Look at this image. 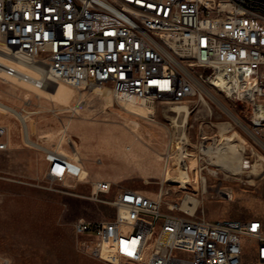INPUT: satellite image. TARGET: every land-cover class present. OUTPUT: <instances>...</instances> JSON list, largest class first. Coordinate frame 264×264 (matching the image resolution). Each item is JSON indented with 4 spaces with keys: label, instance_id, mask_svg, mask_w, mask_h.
<instances>
[{
    "label": "built area",
    "instance_id": "1",
    "mask_svg": "<svg viewBox=\"0 0 264 264\" xmlns=\"http://www.w3.org/2000/svg\"><path fill=\"white\" fill-rule=\"evenodd\" d=\"M16 79L36 89L101 84L146 103L197 98L211 116L216 90L240 103L264 138V0H0V82ZM33 104L26 96L24 105ZM10 137L0 119V151L11 148ZM199 138L201 152L217 144L205 131ZM46 160L52 180L84 172L79 159L54 149ZM112 184L95 181L94 193ZM166 193L124 187L112 201L113 218L74 222L81 249L94 258L109 253L119 264H264L262 218L175 214L164 209ZM247 238L255 243L250 259Z\"/></svg>",
    "mask_w": 264,
    "mask_h": 264
},
{
    "label": "rangeland",
    "instance_id": "2",
    "mask_svg": "<svg viewBox=\"0 0 264 264\" xmlns=\"http://www.w3.org/2000/svg\"><path fill=\"white\" fill-rule=\"evenodd\" d=\"M55 85L49 90L53 91ZM69 86L73 88V96L62 102L46 95H39L38 99L20 84L0 82V99L18 109L26 108L24 112L31 114L36 126L33 139L47 148L24 141L22 123L15 115L1 116L11 126V148L0 151V264H119L109 253L94 258L82 250L74 222L81 217L113 218L117 209L112 201L124 187L156 196L163 186L167 192L165 211L185 214L171 205L177 203L182 207L187 187L177 182L163 184L168 166L180 163L186 169L183 160L194 180L195 189H191L200 198L195 215L209 219L260 217L264 220V148L221 106L213 104L211 116L207 106L197 98L182 103L157 102L152 104V120L126 109L110 86L105 93L91 86L84 90ZM213 91L251 128L240 103ZM27 94L34 103L28 107L24 105ZM179 107L190 110L186 127L187 157L182 160L178 148L183 115ZM225 121L245 139L243 154L247 166L242 175H231L221 169L212 163L210 155L198 148L201 131L212 141H226L220 134V124ZM258 137L264 142L263 137ZM235 139L239 140L237 136ZM49 149L63 150L79 159L85 170L82 177L66 181L50 179L46 160ZM255 163L259 170L252 172ZM203 176L207 180V192L203 189ZM98 180L112 181L111 190L95 194L94 182ZM182 186L184 189L179 190ZM245 243L247 259L253 258L250 248L254 241L247 238Z\"/></svg>",
    "mask_w": 264,
    "mask_h": 264
},
{
    "label": "bare ground",
    "instance_id": "3",
    "mask_svg": "<svg viewBox=\"0 0 264 264\" xmlns=\"http://www.w3.org/2000/svg\"><path fill=\"white\" fill-rule=\"evenodd\" d=\"M27 72L32 73L30 70V67L23 68ZM8 82H14L16 84H20L29 90H35L38 95L42 96H49L53 97V99H57L62 102H68L72 96H73V88H71L69 85L65 84L64 82H56V85L54 87V90H49L48 88L43 89H36L32 82H23L19 79L16 80H9ZM91 88L93 90H100L101 92L105 93L106 91L110 90L109 86L105 85H92ZM114 91V90H113ZM115 93V92H114ZM30 94V93H29ZM29 94L26 96L29 97ZM116 95V94H115ZM118 96L120 101L124 104L125 108L138 113L142 116H146L149 119L154 120L153 118V105L154 103H146L136 97H126V96ZM210 96L218 103L219 106L222 107L231 117L232 119L237 122L239 125H241L250 135H252L254 138L257 139V142L263 146L264 148V142L259 139L257 135L253 132V130L247 126L243 120H241L231 109L226 106L224 103L220 101L214 94H210ZM51 99V98H50ZM205 101V100H204ZM208 102V101H207ZM79 105H77L75 108H77ZM123 106V107H124ZM74 107V106H73ZM75 108H72L75 110ZM24 109V108H23ZM26 109V108H25ZM24 110L18 109L16 107H13L3 100L0 99V112L4 114H12L15 115L20 122L22 123L23 127V135H24V141L27 144L36 146L41 149L47 150L43 145H41L39 142H37L35 139H33L32 135L35 133L36 126L33 119H31V114L29 112L25 113ZM178 111L183 115L182 120V126H183V134L179 141V147L183 148V150L180 152V160L182 158L187 157V153L185 151V144L189 142V137L187 136V123H188V117L190 116V110L187 107H179ZM226 122V121H225ZM221 126V135L225 136L226 141H222L217 143L216 145H208L207 147H202V151L206 154L210 155V159L212 163L217 164L221 169L230 172L231 175H242L245 172L247 161L245 160L243 151L245 150V145L243 142H245V139L242 138V135H240L237 131H234L232 128V124L229 122L220 124ZM233 131V132H232ZM232 133L230 135H226V133ZM238 137L239 140H236L235 137ZM61 155H68V153L64 152L63 150H57ZM264 158V157H263ZM178 161V160H177ZM174 166V167H173ZM168 166L165 170L164 176H163V184L166 182H177L184 184V187L187 188H193L194 186V180L191 178V175L188 171V169H184L180 163H177V165ZM258 164H253L252 172H257L259 170ZM261 169V168H260ZM216 170V169H215ZM85 173V170L83 174ZM216 173V171H214ZM218 173V172H217ZM82 174V175H83ZM257 174V173H256ZM236 179V178H235ZM242 181V179H241ZM252 181V180H251ZM145 183H149L148 180L145 181ZM203 189L205 192L208 191V185L206 177L203 176L202 180ZM182 186L179 190L184 189ZM195 189V186H194ZM160 191L162 193L165 192V188L162 186L160 188ZM230 199H232V195L230 194ZM181 210H185L189 213H195L200 205V198L196 195H188L183 199Z\"/></svg>",
    "mask_w": 264,
    "mask_h": 264
}]
</instances>
